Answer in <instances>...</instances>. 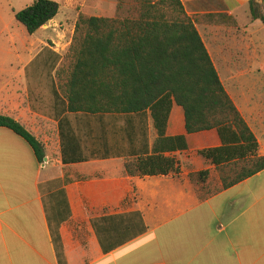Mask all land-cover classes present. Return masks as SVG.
Instances as JSON below:
<instances>
[{
    "label": "crops",
    "instance_id": "obj_1",
    "mask_svg": "<svg viewBox=\"0 0 264 264\" xmlns=\"http://www.w3.org/2000/svg\"><path fill=\"white\" fill-rule=\"evenodd\" d=\"M78 1L75 17L81 13L114 17L99 10L88 13L89 4L101 8L108 3L114 11L118 4V0ZM182 1L198 20L217 69L228 68L224 79L218 69L221 80L264 156V107H252L255 95L239 90L241 78L247 76L244 69L252 63L242 58L247 49L240 36L252 35V27L264 29V23L252 21L250 9L247 18L252 24L241 23L239 13L249 0ZM219 13L234 17L239 26L204 18ZM57 16L40 30H57L71 22ZM10 82L17 78L10 77L0 62V114L13 117L33 133L43 143L46 157L41 162L24 138L0 127V264H264V170L205 199L190 181L193 172L217 169L198 154L222 144L217 129L189 134L184 111L174 104L166 135H185L188 149L165 155L177 158L179 174L126 173L127 161L153 152L158 133L150 112L122 120L131 127L128 140L101 142L105 131L98 125L91 126L87 143L77 134L79 155L85 160L65 163L63 124L72 126L85 113L66 111V101L58 92L56 97L63 100L60 108L34 107L29 89L26 96L25 90L21 96H10Z\"/></svg>",
    "mask_w": 264,
    "mask_h": 264
},
{
    "label": "trees",
    "instance_id": "obj_2",
    "mask_svg": "<svg viewBox=\"0 0 264 264\" xmlns=\"http://www.w3.org/2000/svg\"><path fill=\"white\" fill-rule=\"evenodd\" d=\"M130 2L133 13L123 18L82 13L78 16L73 41L58 71L57 92L66 101V111L90 115L150 112L158 138L152 154L125 163L130 176L181 172L177 158L165 155L188 149L185 135H166L174 104L182 107L189 134L218 130L222 144L198 151L206 162L216 168L247 162L235 178L224 180L218 190L264 170L258 139L228 93L198 30V20L188 14L183 1ZM122 6L123 0H119L118 7ZM60 8L54 0H35L17 11L15 17L34 34L53 20ZM249 9L252 21L264 23V0H249ZM204 18L239 26L227 13L208 14ZM0 127L24 138L43 162V143L22 123L0 114ZM63 130V161L85 160L79 155L81 146L76 133ZM210 177V169L189 174L190 181L200 188L201 199L213 193L203 191Z\"/></svg>",
    "mask_w": 264,
    "mask_h": 264
},
{
    "label": "rangeland",
    "instance_id": "obj_3",
    "mask_svg": "<svg viewBox=\"0 0 264 264\" xmlns=\"http://www.w3.org/2000/svg\"><path fill=\"white\" fill-rule=\"evenodd\" d=\"M34 1L0 0V62L4 69L7 66L10 77L13 75L17 78L16 83L10 82L9 84L10 96L13 94L21 96V92L24 90L26 96L29 89L30 104L45 111V108L61 107L62 99L57 98L55 94L60 83L58 71L63 66L73 41L76 28L74 18H78V16L75 17V14L80 10V5L76 4L79 2L78 0L74 2L72 0H54L61 5L57 19H71V22L64 23L61 28L58 26L57 30L39 29L34 34H30L26 27L16 20L15 13ZM131 6L130 0H123V6L119 8L117 4L114 11L111 4L105 3L100 8L97 3H92L89 4L90 11L88 13L96 14L99 10V13L104 12L103 16L115 14V16L123 18L133 13L134 9ZM247 12H249V6L242 8L239 13L240 21L243 24L251 25V21L247 18ZM201 30L203 29L201 28ZM249 30L252 31V35H241L240 42L242 41L243 46L246 45L247 49V52H243L242 58L250 59L252 63L251 67L244 69L247 70V76L241 78L242 83L239 85V90L243 89L246 92L245 95L249 97L251 94L255 95L252 107L259 104V108H261L264 107V29L258 30L252 27ZM203 34L205 35L204 31ZM218 69L224 79L228 68L223 65ZM81 115L83 116H79V118L84 117L83 120L75 119L73 127L65 126L64 123L65 131H69L71 128L74 133L76 132V135L82 136L80 138H85L87 143V135H91V126L98 125L104 127L103 129L100 127V131H105L101 133L103 135L100 139L101 142H110L123 137L128 140L127 132H130L131 127L128 126L129 124L122 123V120L128 119L132 114ZM88 117H95V119ZM95 134L99 135L96 129ZM246 165L248 164L245 161L233 162L213 170L203 191L218 190L223 186L224 180L235 178Z\"/></svg>",
    "mask_w": 264,
    "mask_h": 264
}]
</instances>
